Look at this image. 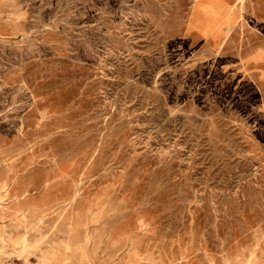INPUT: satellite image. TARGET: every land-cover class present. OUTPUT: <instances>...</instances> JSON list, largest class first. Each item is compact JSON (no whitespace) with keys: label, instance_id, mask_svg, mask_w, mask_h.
<instances>
[{"label":"rangeland","instance_id":"1","mask_svg":"<svg viewBox=\"0 0 264 264\" xmlns=\"http://www.w3.org/2000/svg\"><path fill=\"white\" fill-rule=\"evenodd\" d=\"M0 264H264V0H0Z\"/></svg>","mask_w":264,"mask_h":264}]
</instances>
